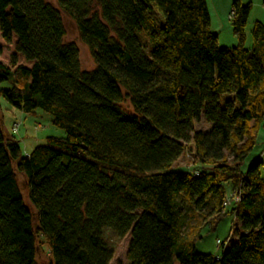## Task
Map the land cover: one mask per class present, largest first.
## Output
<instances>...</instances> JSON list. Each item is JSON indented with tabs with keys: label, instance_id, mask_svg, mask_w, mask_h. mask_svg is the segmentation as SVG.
Wrapping results in <instances>:
<instances>
[{
	"label": "trees",
	"instance_id": "trees-1",
	"mask_svg": "<svg viewBox=\"0 0 264 264\" xmlns=\"http://www.w3.org/2000/svg\"><path fill=\"white\" fill-rule=\"evenodd\" d=\"M56 1L95 70L82 69L46 0H0V37L13 46L0 99L66 133L24 154L0 122V264H38L42 237L52 264H110L108 231L131 236L129 264H264V23L247 48L252 4L234 2L238 45L223 48L205 0ZM126 98L136 115L120 108ZM190 145L194 167L175 169ZM233 191L242 202L226 210ZM212 205L214 222L240 223L219 257L183 234Z\"/></svg>",
	"mask_w": 264,
	"mask_h": 264
},
{
	"label": "rangeland",
	"instance_id": "rangeland-1",
	"mask_svg": "<svg viewBox=\"0 0 264 264\" xmlns=\"http://www.w3.org/2000/svg\"><path fill=\"white\" fill-rule=\"evenodd\" d=\"M48 4L57 9L63 19V23L66 29L65 43H74L80 52V61L82 69L84 71H93L96 69V64L89 52L88 48L82 43L78 28L75 22L65 14L57 4L56 0H46ZM138 37L143 43H145V35L138 34ZM0 48H3V55L0 57L4 62H9V58L13 51L12 45H7L0 37ZM8 83L2 87L8 89ZM0 122L3 125L5 133L14 135L20 142L21 149L24 154L31 153L36 147L46 144V137L53 136L58 138H64L66 133L63 129L54 127L51 123L52 118L42 112L38 111L37 115H26L20 113V111L12 108L5 99H0ZM120 108L132 116L136 115L133 106L131 105L130 99L126 98L125 101L120 105ZM21 122L20 131L14 133L12 128L16 122ZM198 130L209 131L211 126L205 122L198 123L196 125ZM263 143L260 142V148L256 151V154L262 153ZM192 148L190 145L188 151L181 157L177 162L175 169L179 171L191 170L194 167V159L191 156L189 150ZM194 164V165H193ZM193 165V167L191 166ZM18 183L21 188L24 200L29 209L33 212L32 205L29 202V190L27 186V179L18 174ZM214 205H212L205 212L201 213L196 219H188L184 227V237L193 238L200 234V238L195 242L196 251L200 254L221 256L224 248L217 244V241L227 242L226 249L236 242L237 236L232 235V229L240 227V223L235 222L234 216H227L219 222H214ZM236 225V226H235ZM108 231V230H106ZM232 235V236H231ZM106 239L114 251V257L110 264H129L127 259L128 249L131 241V236H127L124 239H119L111 232H106ZM38 264H52L50 252L46 245L45 239L40 238L37 251Z\"/></svg>",
	"mask_w": 264,
	"mask_h": 264
},
{
	"label": "crops",
	"instance_id": "crops-1",
	"mask_svg": "<svg viewBox=\"0 0 264 264\" xmlns=\"http://www.w3.org/2000/svg\"><path fill=\"white\" fill-rule=\"evenodd\" d=\"M210 15V30L219 38V44L223 48H231L238 45V39L232 32L231 14L233 4L237 0H205ZM243 5L252 4V12L246 29L247 48L253 45L252 29L256 22L264 23V0H239ZM20 113H22L20 111ZM37 115V114H35ZM47 138V137H46ZM264 142V129L259 134V144ZM260 146V145H259ZM260 148V147H259ZM30 154V153H26ZM219 257V256H216Z\"/></svg>",
	"mask_w": 264,
	"mask_h": 264
},
{
	"label": "built area",
	"instance_id": "built-area-1",
	"mask_svg": "<svg viewBox=\"0 0 264 264\" xmlns=\"http://www.w3.org/2000/svg\"><path fill=\"white\" fill-rule=\"evenodd\" d=\"M232 15H233V12L231 14V18H232ZM20 127H21V122L17 121L16 123H14L13 128H12L13 132L18 133L20 131ZM191 166L193 167V165H191ZM195 173L197 174V172H195ZM241 202H242L241 195L239 193L233 191L225 197V199L223 201V208L226 210L230 209V208H238L240 206ZM217 244L222 245V242L218 240Z\"/></svg>",
	"mask_w": 264,
	"mask_h": 264
}]
</instances>
